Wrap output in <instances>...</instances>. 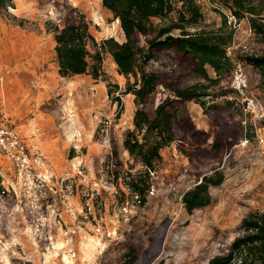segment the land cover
Returning <instances> with one entry per match:
<instances>
[{"label": "rangeland", "instance_id": "rangeland-1", "mask_svg": "<svg viewBox=\"0 0 264 264\" xmlns=\"http://www.w3.org/2000/svg\"><path fill=\"white\" fill-rule=\"evenodd\" d=\"M196 1L203 16L190 32L217 31L225 17L226 29L234 30L227 47L232 68L208 85L207 92L219 97L204 100L216 106L205 110L193 100L178 105V141L160 150L138 203L123 178L125 171L144 170L122 146L136 108L133 95L122 93L126 78L107 54L97 79L62 76L51 50L56 28L72 10L84 14L96 42L124 41L119 23L101 0H0V132L13 131L27 157L23 162L16 150L0 146V264H125L129 247L136 248V264H207L230 250L244 218L264 211V92L258 70L239 57L264 55V43L256 41L246 14L238 19L220 0ZM137 39L145 44L143 36ZM87 49L94 51L91 44ZM237 64L246 80L243 94L233 86ZM144 69L160 74L144 104L148 112L173 97L166 85L208 84L189 58L172 50L156 54ZM108 82L118 85L111 96ZM226 102H232L229 108ZM214 140L224 144L211 147ZM114 152L117 180L108 163ZM215 169L223 180L208 185L209 203L188 212L182 195ZM157 240L160 251L151 255Z\"/></svg>", "mask_w": 264, "mask_h": 264}, {"label": "trees", "instance_id": "trees-1", "mask_svg": "<svg viewBox=\"0 0 264 264\" xmlns=\"http://www.w3.org/2000/svg\"><path fill=\"white\" fill-rule=\"evenodd\" d=\"M232 14L240 19L247 15L251 32L258 42L264 43V0L252 5L254 0H220ZM177 2L180 5L177 6ZM101 5L109 11L113 20H118L124 34V41L118 42L113 37L96 42L90 34L84 14L72 10L64 24L56 28L54 35L55 53L62 76L90 74L93 79L103 75L101 63L104 55H109L116 65L118 74L126 78L123 94H132L135 111L132 117L133 128L128 129L122 140L123 149L133 162L139 163L144 170L137 174L125 171L124 181L131 192L142 202L150 187V174L156 171L161 161L160 150L177 142L175 124L178 121L177 107L180 103L193 100L205 110L216 106L208 104L204 99L213 96L207 92L208 85L218 83L223 73L232 68L231 57L227 47L231 46L234 30L226 29V18L217 31L199 29L190 32L201 20L203 14L196 0H101ZM176 12V18L171 14ZM158 18L164 23L154 24L152 19ZM173 30H179L177 35ZM138 35L144 37L141 44ZM91 44L93 53L87 49ZM172 50L176 55L189 58L195 65L197 73L206 79L207 85L197 87L173 88L166 85L173 97H167L157 103L153 112H148L144 104L155 91L160 74L145 71V64L156 54ZM240 55V54H239ZM240 60L256 68L259 73L258 88L264 92V55L241 54ZM91 59V61L88 60ZM209 65L216 76L211 78L205 68ZM105 76V75H104ZM129 77L133 80L130 81ZM117 84L107 83V94L112 95ZM120 102V96L114 98ZM211 101H214L212 98ZM232 102H226L229 108ZM223 141L214 140L211 147L223 145ZM108 159L111 174L116 180L119 177L120 165L117 155ZM223 175L215 169L213 174H203L200 181L182 195V203L188 212L209 203L208 185H218ZM243 233L236 236L225 254L212 257L207 264H264V211L250 215L242 220ZM155 239V238H153ZM161 240L151 247V255L160 251ZM137 251L129 247L126 251V263L136 264Z\"/></svg>", "mask_w": 264, "mask_h": 264}, {"label": "built area", "instance_id": "built-area-1", "mask_svg": "<svg viewBox=\"0 0 264 264\" xmlns=\"http://www.w3.org/2000/svg\"><path fill=\"white\" fill-rule=\"evenodd\" d=\"M229 22L235 24L236 19L234 16L229 17ZM234 89L236 92L243 94L245 88H246V80L242 73V69L240 64H237V67L234 70ZM248 107H254L253 100H248ZM248 109V108H247ZM264 116V112H263ZM0 146L4 147V149H13L16 150L18 153V157L21 158L23 162H26L27 157L24 153V146L19 142L17 135L11 131L8 130L6 132H0Z\"/></svg>", "mask_w": 264, "mask_h": 264}, {"label": "crops", "instance_id": "crops-1", "mask_svg": "<svg viewBox=\"0 0 264 264\" xmlns=\"http://www.w3.org/2000/svg\"><path fill=\"white\" fill-rule=\"evenodd\" d=\"M53 48H54V44H53V47H52V49H51V50H53V51H54V49H53ZM50 52H51V51H50Z\"/></svg>", "mask_w": 264, "mask_h": 264}, {"label": "bare ground", "instance_id": "bare-ground-1", "mask_svg": "<svg viewBox=\"0 0 264 264\" xmlns=\"http://www.w3.org/2000/svg\"><path fill=\"white\" fill-rule=\"evenodd\" d=\"M116 22H118V20H116Z\"/></svg>", "mask_w": 264, "mask_h": 264}]
</instances>
